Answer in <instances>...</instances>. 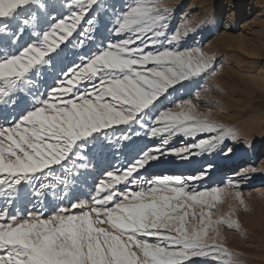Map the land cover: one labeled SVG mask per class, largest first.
I'll use <instances>...</instances> for the list:
<instances>
[{
  "label": "snow or ice",
  "instance_id": "6c2138e0",
  "mask_svg": "<svg viewBox=\"0 0 264 264\" xmlns=\"http://www.w3.org/2000/svg\"><path fill=\"white\" fill-rule=\"evenodd\" d=\"M37 3L0 0V35L13 37V44L29 29L35 37L18 51L0 48V103L32 91L33 80L52 59L50 37L59 33L56 38L63 42L79 33L81 48L89 41L96 47L62 73L47 98L41 94L10 129H0V196L5 198L0 221H7L0 222V264H183L191 257L235 264L220 232L221 225L241 230L235 209L230 206L227 214L213 218L225 189L197 188L211 165L187 177L147 175L151 162L170 154L187 159L237 139L232 127L210 119L211 109L197 111L192 99L165 107L182 82L198 86L203 76L217 74L212 71L215 58L199 46L179 47L198 27L185 19L173 29V14L160 0H128L113 8L111 27L105 25L108 36L115 39L102 36L96 42L99 13L91 14L101 0H66L68 16L55 19L42 32L35 31L37 15L29 11ZM201 87L210 90L207 84ZM200 96L197 90L195 98ZM119 125L139 126L144 135L160 142L127 167L105 172L89 193L91 204L87 199L70 200L68 208L53 204L47 211L34 208L26 215L12 214L10 197L25 182L39 183L37 197L46 196L49 188L67 193L73 171L87 166L83 152L90 141L109 132L121 133L117 141L130 138V132L114 127ZM181 135L195 142L171 148L170 138ZM69 160L71 167H65ZM226 187L239 185L230 179ZM233 195L246 210L241 193ZM76 211L78 215L70 214Z\"/></svg>",
  "mask_w": 264,
  "mask_h": 264
},
{
  "label": "rangeland",
  "instance_id": "374dc122",
  "mask_svg": "<svg viewBox=\"0 0 264 264\" xmlns=\"http://www.w3.org/2000/svg\"><path fill=\"white\" fill-rule=\"evenodd\" d=\"M127 2L128 0H101L95 6L91 15L99 13L96 42L102 36L115 39L108 36L105 25L111 27L108 21L112 19L113 8H120ZM160 3L172 12L173 29L180 26L185 19L192 27H198L195 34L180 43L179 47L183 50L199 46L203 52L215 58L212 71L217 73L214 77L210 73L203 76L198 81V86L182 82L183 87H176V91L169 97L172 103L165 107L175 108L176 100L192 99L197 111L207 112L211 109L210 119L232 127L238 135L235 141L228 140L211 152L194 154L187 159L170 154L159 161L151 162L147 175L187 177L195 174V170L211 165L207 176L197 184V188L203 190L219 186L225 189L220 201L216 202L213 218L227 214L230 206L235 209L234 215L241 230L220 226L224 243L234 254L235 264H264V87L260 84L259 75L264 73V0H160ZM41 4L44 5L43 8L40 7ZM29 11L37 15L35 31L39 32L48 28L55 19L68 16L66 0H38L37 4L29 7ZM217 15L218 19L214 22L212 18ZM32 31L27 30L16 44L12 42L13 37L0 35V48H7L9 53L20 50L35 39L31 35ZM58 36L59 33L56 34ZM56 37H50L54 49L50 54L52 59L42 67L39 79L33 80L35 87L32 91L19 93L7 104L0 103V129H10L12 121L18 119L21 112L30 110L35 98L41 94L47 98V91L57 86L63 78L62 73L69 67L80 64L81 59L96 47L95 42L89 41L81 48L78 43L81 39L79 33H74L63 42ZM205 84L210 86L207 92L201 87ZM197 90L201 92L199 100L195 98ZM205 100L210 103H204ZM114 127L130 132V138L117 141L121 133L109 132L107 137L100 135L97 140L90 141L83 152L87 166L73 171L72 183L67 193L63 188L60 192L49 188L46 196L37 197L35 189L39 188V183L33 185L25 182L10 197L14 200V203L8 205L12 214L22 211L26 215L27 210L34 208L47 211L53 204L68 208L70 200L79 202L87 199L91 204L89 193L94 191L97 182L105 178V172L127 167L142 151L160 142L159 138L144 135L139 126L132 129L124 125ZM200 138L208 137L201 135ZM194 142L193 139L181 135L170 138L169 145L171 148H181ZM229 148L231 152L227 151ZM72 163L69 160L65 167H71ZM59 171L62 169H58V173ZM141 175H145L143 170ZM230 179L239 187H226ZM237 191L245 201L246 210L234 199L233 194ZM4 206L5 198L0 196V207ZM195 210L199 212V208ZM70 214L78 215L79 212ZM188 219L191 221V216ZM98 226L112 230L107 224ZM149 241L156 242L155 238H149ZM132 250L139 253L138 249ZM183 264L218 262L213 257H191Z\"/></svg>",
  "mask_w": 264,
  "mask_h": 264
},
{
  "label": "bare ground",
  "instance_id": "6f19581e",
  "mask_svg": "<svg viewBox=\"0 0 264 264\" xmlns=\"http://www.w3.org/2000/svg\"><path fill=\"white\" fill-rule=\"evenodd\" d=\"M218 7H220V6H218ZM220 11H221V8H220L219 11H218V15L220 14ZM216 14H217V13H216ZM218 15H217V16H213L212 20H213L214 22L217 21V19H218ZM259 72H260V71H259ZM259 72H258V73H259ZM259 75H260V77H261L260 84H261L262 87H264V73H259ZM258 83H259V82H258Z\"/></svg>",
  "mask_w": 264,
  "mask_h": 264
}]
</instances>
